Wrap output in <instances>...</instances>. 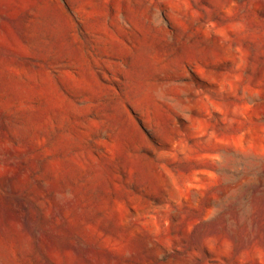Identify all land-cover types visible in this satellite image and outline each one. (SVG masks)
<instances>
[{
	"label": "rangeland",
	"instance_id": "1",
	"mask_svg": "<svg viewBox=\"0 0 264 264\" xmlns=\"http://www.w3.org/2000/svg\"><path fill=\"white\" fill-rule=\"evenodd\" d=\"M0 264H264V0H0Z\"/></svg>",
	"mask_w": 264,
	"mask_h": 264
}]
</instances>
